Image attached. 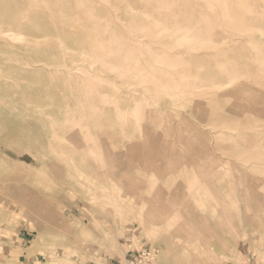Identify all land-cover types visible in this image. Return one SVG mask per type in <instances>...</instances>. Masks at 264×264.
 Wrapping results in <instances>:
<instances>
[{
  "label": "rangeland",
  "instance_id": "374dc122",
  "mask_svg": "<svg viewBox=\"0 0 264 264\" xmlns=\"http://www.w3.org/2000/svg\"><path fill=\"white\" fill-rule=\"evenodd\" d=\"M33 1L0 0V264H49L52 259L57 264H124L134 252L150 248L156 264H264V0L231 8L241 28L221 18L225 10L219 3L227 0H170L169 7L160 8L141 0H83L94 7L93 27L79 0ZM4 13L12 16L6 19L10 14ZM48 13L57 16L53 22ZM170 15L181 23L190 15L219 19L193 23L194 30L210 37L206 46L171 48L167 43L175 42L176 34L171 39L161 34L171 24ZM134 17L139 21L134 23ZM145 19L163 23L155 26L163 38L151 33ZM19 27L27 40H15L4 30L18 32ZM93 28L116 69L77 55L93 42ZM52 55L58 56L52 60ZM163 56L169 62L163 64ZM129 64V75H121L118 70ZM140 70L150 74L142 76ZM210 80L212 87L221 84L213 87L216 91L203 88ZM145 103L151 105L146 110Z\"/></svg>",
  "mask_w": 264,
  "mask_h": 264
},
{
  "label": "bare ground",
  "instance_id": "6f19581e",
  "mask_svg": "<svg viewBox=\"0 0 264 264\" xmlns=\"http://www.w3.org/2000/svg\"><path fill=\"white\" fill-rule=\"evenodd\" d=\"M33 1V0H32ZM36 0H34L33 2H35ZM53 1H55V0H53ZM63 1V0H62ZM77 1V0H76ZM108 1V0H107ZM141 1H145V6H148V7H150V6H152V7H154V6H158L159 8L160 7H164V6H168L169 7V2H170V0H141ZM151 1H157V2H159V1H163V3H158V4H154V3H151ZM217 1H219V0H217ZM44 2H47L46 0H44ZM224 2V1H223ZM56 3H58L57 2V0H56ZM78 6L79 7H81L82 9H84V10H87L86 11V13H87V15H88V23L90 22V23H92V27H93V24H97V18H96V16L92 13V9H90L92 6L90 5V4H88V3H86L85 1H83V0H79L78 2ZM105 3H106V1H105ZM108 3V2H107ZM111 3V2H110ZM122 3V2H121ZM128 3V2H127ZM134 3V2H133ZM184 3V2H183ZM214 3H216V2H214ZM248 3V2H247ZM246 2H245V0H227L226 2H224V3H222V1H220V5L224 8V10L225 11H223V14H221L222 16H221V18L222 19H224L225 20V22L227 21L228 22V24L231 26V27H234V28H241L242 27V25H241V23L239 22V20L237 19V16H235L236 14H233L232 12H233V9H231V8H233V7H237L238 8V6H242V7H247V5L249 4H247ZM36 4H37V2H36ZM49 4H51V1L49 2ZM53 4H54V2H53ZM74 4V3H73ZM12 5H15V4H12ZM11 5V6H12ZM56 5V4H55ZM58 5V4H57ZM56 5V6H57ZM67 5H68V3H67ZM109 5V4H108ZM124 5V4H123ZM200 5V4H199ZM218 5V4H217ZM250 5H252V4H250ZM49 6V5H48ZM59 6V5H58ZM64 6H66L65 4H64ZM76 6V5H75ZM134 6H135V4H134ZM137 6V5H136ZM15 7V6H14ZM40 7V6H39ZM52 7V6H51ZM60 7H63V6H60ZM59 7V8H60ZM67 7V6H66ZM65 7V8H66ZM74 7V6H73ZM110 7H112V6H110ZM252 7V6H251ZM34 8H36V7H33V8H30V9H34ZM44 8H46V7H44ZM64 8V9H65ZM77 8V7H76ZM93 9H94V7H92ZM97 7L95 6V10H99V9H96ZM101 8H103V7H101ZM113 8V7H112ZM127 8V7H126ZM126 8H124L125 10H126ZM220 8V7H219ZM256 8V7H255ZM79 9V8H78ZM131 9H133V8H131ZM136 9H137V7H136ZM181 9V8H180ZM242 8H240V10H241ZM49 9L47 8V11H48ZM56 10H58V9H56ZM101 10V9H100ZM115 10V9H114ZM114 10H112V11H114ZM128 10V9H127ZM126 10V11H127ZM134 10V9H133ZM162 10V9H161ZM176 10V9H175ZM178 10V9H177ZM223 10V9H222ZM232 10V11H231ZM237 10V9H236ZM20 11V10H19ZM50 11V10H49ZM53 11H55V10H53ZM59 11V10H58ZM58 11H56V12H58ZM94 11V10H93ZM125 11V12H126ZM138 13H139V11L138 10H136ZM183 11V10H182ZM199 11V10H198ZM243 11V10H242ZM249 11V10H248ZM11 12H13V11H11ZM23 12V11H22ZM22 12L19 14V15H21L22 14ZM56 12H53L54 14H57ZM63 13V11H61L60 10V13ZM67 11H65L64 13H66ZM69 12H71V9H69V11H68V14H69ZM111 12V11H110ZM109 12V13H110ZM130 12H132L131 10H130ZM136 12V13H137ZM187 12V11H186ZM195 11H193V13H194ZM207 12H209V11H207ZM235 12V11H234ZM238 12V11H237ZM240 12L241 11H239L238 13L240 14ZM18 13V12H17ZM37 13H39V12H37ZM37 13H36V15H37ZM59 13V12H58ZM61 13V15L64 17V15H65V17L68 15V14H62ZM83 13V12H82ZM100 13V12H99ZM127 14H129L130 15V13H129V11L128 12H126ZM135 13V12H134ZM133 13V14H134ZM135 13V14H136ZM153 13V12H152ZM190 13H192V12H190ZM190 13H188V14H190ZM192 13V14H193ZM200 13V12H199ZM202 13V12H201ZM205 13V12H204ZM243 13V12H242ZM1 14L3 15V13L1 12ZM5 14V13H4ZM8 14H10L9 16H8ZM26 14V13H25ZM49 15H50V13H48ZM52 14V13H51ZM54 14H52V15H54ZM70 14H72V13H70ZM98 14V12L96 13V15ZM100 14H103V13H100ZM100 14H98V16H100ZM139 14H141V13H139ZM177 14V13H176ZM203 14V13H202ZM202 14H201V16H202ZM17 15V14H16ZM30 15H35L34 13H31ZM39 15H42L41 13H39ZM58 15V14H57ZM61 15H58V16H60V17H62ZM137 16H138V14H136ZM165 15V14H164ZM182 15H183V13H182ZM186 15V14H185ZM213 16L215 15V14H212ZM244 15V14H243ZM263 15V14H262ZM5 16H8V17H6V19L7 18H9L10 16H12L11 15V13H6L5 15H4V17ZM51 16V15H50ZM71 16V15H70ZM81 16V15H80ZM83 16H85L86 17V15H83ZM103 16H105V15H103ZM130 16H132V15H130ZM137 16H136V18H137ZM151 16V15H150ZM170 16H173V18H171L170 19V22H171V24L170 25H168V24H165V28H163V30H161V34L162 35H164V34H168V35H166L167 37H168V39H171V38H173L174 36H175V34H176V41L174 42V41H172L171 43H167V45H169V46H171V48L172 47H174V45L176 46V45H180V46H182L181 44H192V45H203V47H204V45L206 44L207 45V43H209L210 42V37L209 36H204L201 32H198V31H196V30H194L193 29V23H194V21H195V23H197L198 25L201 23V22H205V20H206V18H204L205 20H203V18L201 17V19H192V17L194 16H187L188 17V19H187V21L185 22V23H181L180 21H179V19L176 17V16H174V15H170ZM200 16V15H199ZM208 16H209V14H208ZM216 17H217V15H215ZM249 16V15H248ZM14 17V16H13ZM19 17V16H18ZM17 17V18H18ZM21 17V16H20ZM19 17V19L21 20L22 18H20ZM22 17H23V15H22ZM42 17V16H41ZM54 17L56 18L57 16L56 15H54ZM62 17V18H63ZM106 17V16H105ZM152 17V16H151ZM150 17V19L149 20H151L152 18ZM180 17V16H179ZM203 17H205L204 15H203ZM210 17H211V15H210ZM216 17H211V18H207V21H206V23H214V22H216L219 18H216ZM244 17H245V15H244ZM252 17H254V16H252ZM260 17V16H259ZM17 18H16V22H19L18 20H17ZM33 18V17H32ZM42 18H44V17H42ZM41 18V19H42ZM48 18V17H47ZM51 18V20L50 21H52V16L50 17ZM55 18H53V21L55 20ZM108 18V17H107ZM135 18V17H134ZM134 19V23L136 22V21H139V19L137 20V19ZM140 18V17H139ZM190 18V19H189ZM245 18H247V16L245 17ZM0 19H1V16H0ZM11 19H15V18H11ZM10 19V20H11ZM39 19H40V16H39ZM44 19H46V18H44ZM58 19V18H57ZM63 19H66V18H63ZM70 19H73V18H70ZM186 19V18H185ZM2 20V19H1ZM0 20V21H1ZM32 20V19H31ZM59 20V19H58ZM69 20V19H68ZM75 20V19H74ZM73 20V21H74ZM100 20V19H99ZM132 20V19H131ZM223 20V21H224ZM8 21V20H7ZM12 21H14V20H11L10 21V23L11 24H13V27H14V25L16 26V22L15 23H12ZM52 21V22H53ZM57 21V20H56ZM63 21V20H62ZM73 21H72V23H73ZM102 21H103V19H102ZM129 21V23H130V20H128ZM169 21V20H168ZM222 21V22H223ZM44 22V21H43ZM59 22H61L60 20H59ZM76 22V21H75ZM145 22H148V21H146V19H145ZM184 22V21H183ZM225 22H223L224 24H227V23H225ZM2 23H3V21H2ZM7 23V22H6ZM5 23V24H6ZM9 23V22H8ZM31 23H32V21H31ZM62 23V22H61ZM68 23V22H67ZM72 23H70V25L72 24ZM88 23H87V26H88ZM120 23V22H119ZM141 23V22H140ZM139 23V25L138 24H134L135 25V27H139L141 24ZM150 23H152V24H150ZM23 23H21V25H22ZM26 24H28V23H26ZM30 24V23H29ZM33 24V23H32ZM37 24V23H36ZM39 24V23H38ZM49 24V23H48ZM55 23H53V25H54ZM99 24V23H98ZM121 24V23H120ZM160 24H163L161 21H159V20H157V19H154V21L153 22H148V25L150 26V31H151V33L154 35V36H156V37H160V38H163V36H161L160 35V30H157V28L155 27V26H157V27H159L160 26ZM20 25V26H21ZM24 25V24H23ZM41 25V24H40ZM45 25V24H44ZM49 25H52L51 24V22H50V24ZM49 25H46V26H48L49 27ZM57 25V24H56ZM124 25V24H123ZM133 25V26H134ZM159 25V26H158ZM195 25V24H194ZM211 25H213V24H211ZM222 25V24H221ZM229 25H227V27L229 26ZM3 26V25H2ZM2 26H0V27H2ZM29 26H32L31 24L29 25ZM46 26H43V29L45 30H47V27ZM58 26V25H57ZM57 26H56V28H57ZM98 26V25H97ZM149 26H147V27H149ZM205 26V25H204ZM216 26V25H215ZM12 27V28H13ZM22 27V26H21ZM21 27H19V28H17V30H18V32H14V31H11L12 30V28L10 29V28H8V29H10V31L8 30V29H4V30H7L8 32L7 33H9V32H13V37L15 38V40L16 39H24V40H27V39H25L26 38V35L23 33V32H20L19 31V29L21 28ZM25 26H23V30L25 29L24 28ZM33 27V26H32ZM45 27V28H44ZM51 27V26H50ZM74 27V26H73ZM92 27H89L88 26V28H92ZM126 27V26H125ZM147 27H145V28H147ZM160 27H163L162 25L160 26ZM159 27V28H160ZM212 27V26H211ZM221 27H223V25L221 26ZM231 27H230V29H231ZM256 27H259V26H256ZM31 28V27H30ZM42 28V27H41ZM51 28H53V27H51ZM54 28H55V26H54ZM112 28V27H111ZM115 28V27H114ZM114 28H113V30H114ZM128 28V27H127ZM195 28V27H194ZM197 28V27H196ZM218 28H220L219 27V25H218ZM34 29H35V27H34ZM75 29V28H74ZM141 29V28H140ZM212 29V28H211ZM211 29H210V32H211V34L214 32H212L211 31ZM214 30H215V28H213ZM226 29V28H225ZM36 30V29H35ZM50 30V29H49ZM53 30V29H52ZM51 30V31H52ZM78 30V29H77ZM109 30V29H108ZM108 30H106V31H108ZM112 30V29H111ZM117 30V29H116ZM115 30V31H116ZM203 30V29H202ZM209 30V29H208ZM228 30V29H227ZM249 30H251V29H249ZM22 31V30H21ZM41 31H42V29H41ZM79 31V30H78ZM110 31V30H109ZM129 31V30H128ZM133 31H135L134 29H133ZM141 30H139V32H140ZM146 31H147V29H146ZM173 32V33H171V32ZM205 31V30H204ZM232 32H233V29L231 30ZM37 32H39V31H37ZM47 32V31H46ZM53 32V31H52ZM59 32H60V30H59ZM62 32H63V30H62ZM81 32V31H80ZM102 32V31H101ZM136 32V31H135ZM148 32V31H147ZM219 32H221L220 30H219ZM228 32H229V30H228ZM232 32H230V34L232 33ZM6 33V32H5ZM44 33H45V31H44ZM43 33V37H46L45 36V34ZM64 33H65V30H64ZM103 33V32H102ZM112 33V32H111ZM216 33V32H215ZM222 33V32H221ZM224 33V32H223ZM234 33V32H233ZM237 33V32H236ZM10 34V33H9ZM48 34V33H47ZM80 34H83L82 36H84V35H86V34H84L83 32L82 33H80ZM98 32L95 30V28H93V30H91V32H90V36L92 37V43L90 42L89 43V45L87 46V44H86V46H85V49H84V46H83V49L80 51V52H78L77 53V55H80V56H84V57H88L87 59H89V58H95V60L96 59H98V60H102L101 62H102V65H103V68H105L104 66L106 65V66H108V65H111L112 63L110 62V60H109V62L107 61V53H106V49L108 48H106V45H103V44H101L99 41H98ZM243 34H245V32L243 33ZM66 35V34H65ZM106 35H107V32H106ZM210 35V34H209ZM213 35V34H212ZM215 35V34H214ZM219 35V34H218ZM217 35V36H218ZM240 35V34H239ZM238 35V36H239ZM6 36V35H5ZM33 36V35H32ZM35 36V35H34ZM37 36V35H36ZM35 36V37H36ZM48 36V35H47ZM54 36V35H53ZM80 36V35H79ZM108 36V35H107ZM217 36H215V37H217ZM229 36V35H228ZM232 36V35H231ZM29 36L27 35V38H28ZM31 37V36H30ZM43 37H39V38H43ZM55 37V36H54ZM54 37H53V40H54ZM56 37H58V36H56ZM127 36H125V38H126ZM135 37V36H134ZM141 37V36H140ZM167 37H164L165 39L167 38ZM219 37V36H218ZM233 37V36H232ZM8 38V37H7ZM13 38V39H14ZM48 38V37H47ZM79 38V37H78ZM83 38H85V36L83 37ZM100 38V37H99ZM128 38V37H127ZM130 38H131V36H130ZM139 38V37H138ZM141 38H143V37H141ZM223 38V37H222ZM10 39V38H9ZM69 39V38H68ZM74 39V38H73ZM90 39V38H89ZM119 39H122V38H119ZM133 39V38H132ZM167 39V40H168ZM225 38H223V40H224ZM229 39V38H228ZM227 39V40H228ZM245 39V38H244ZM256 39H258V38H256ZM31 40L33 41V37L31 38ZM30 40V41H31ZM42 40V39H41ZM45 40V39H44ZM72 40V39H71ZM76 40V39H75ZM82 40V39H81ZM81 40H79V41H81ZM100 40V39H99ZM111 40V39H110ZM113 40V39H112ZM133 40H135V38L133 39ZM160 40V39H159ZM166 40V41H167ZM259 40V39H258ZM1 41V40H0ZM3 41V40H2ZM10 41V40H9ZM35 41V40H34ZM47 41H48V39H47ZM72 41H74V40H72ZM78 40H76V42H77ZM83 41H84V39H83ZM82 41V42H83ZM95 41H97V43H95ZM115 40H113V42H114ZM136 41V40H135ZM8 42V41H7ZM40 42H42V41H40ZM58 42V44H59V41H57ZM62 42V41H61ZM105 41H103V43H104ZM109 42H111V41H109ZM162 42V41H161ZM164 42V41H163ZM168 42V41H167ZM212 42V41H211ZM20 43H21V41H20ZM64 43V42H63ZM63 43H62V46L64 47V46H66L67 47V45H63ZM80 43V42H79ZM133 43V42H132ZM135 43V42H134ZM134 43H133V45H134ZM214 43V42H213ZM213 43H211L212 45H213ZM221 43H223V42H221ZM220 43V44H221ZM252 43H254V41L252 42ZM61 44V43H60ZM60 44H59V47H60ZM115 44V43H114ZM128 44V43H127ZM137 44V43H136ZM143 43H141V45H142ZM259 44V43H258ZM143 45H145V43L143 44ZM205 45V46H206ZM48 46V45H47ZM77 46H79V44L77 45ZM159 46V45H158ZM160 46H163V45H160ZM185 46V45H184ZM214 46V45H213ZM216 46V50L218 51V49H217V46L218 45H215ZM214 46V47H215ZM220 46V45H219ZM16 47V46H15ZM15 47H13V48H15ZM21 47V46H20ZM19 47V48H20ZM51 47V46H50ZM62 47V48H63ZM66 47H64L65 49L64 50H67V51H72L71 49L69 50L68 49V47L66 48ZM128 47V46H127ZM131 47V46H130ZM190 47V46H189ZM192 47V46H191ZM208 47H210L209 46V44H208ZM242 47H244V46H242L241 45V48ZM250 47V46H249ZM41 48V47H40ZM38 49V51L39 50H41V49ZM112 48V47H111ZM111 48L109 47V49L111 50ZM114 48V47H113ZM117 48V47H116ZM123 48H125V47H123ZM148 49L150 48V47H147ZM158 48V47H157ZM160 48V47H159ZM162 48H164V47H161L160 49H162ZM183 48V47H182ZM211 48H212V46H211ZM219 48V47H218ZM257 48V47H256ZM11 49V48H10ZM15 49H17V48H15ZM20 49H22V48H20ZM28 49H30V47H28ZM53 49H55V48H53ZM118 49V48H117ZM116 49V50H117ZM177 49V48H176ZM197 49V48H196ZM213 49V48H212ZM8 50V49H7ZM22 50H24V49H22ZM34 50H37V49H35L34 48ZM45 50H48V49H45ZM144 50V49H143ZM183 50H186V49H183ZM215 50V51H216ZM228 50H229V48H228ZM14 51V50H13ZM44 51V50H43ZM49 51V50H48ZM58 51V50H57ZM74 51V50H73ZM130 51L133 53V50L132 49H130ZM162 51V50H161ZM181 51H182V49H181ZM214 51V52H215ZM222 51V50H221ZM257 51V50H256ZM27 52V51H26ZM41 52V51H40ZM45 52V51H44ZM52 52H54V51H52ZM66 52V51H65ZM75 52V51H74ZM111 52H113V51H111ZM115 52V51H114ZM164 51H162V52H160V53H163ZM169 53H170V51H168ZM172 52V51H171ZM174 52V51H173ZM184 52V51H183ZM189 52H191V51H189ZM223 52V51H222ZM221 52V53H222ZM232 52V51H231ZM261 52V50L259 51V53ZM11 53H13V52H11ZM18 53V52H17ZM23 53V52H22ZM48 53V52H47ZM47 53H44V54H46L47 55ZM58 53V52H57ZM61 53V52H60ZM131 53V54H132ZM137 53V52H136ZM139 53V52H138ZM156 53H157V51H156ZM175 53V52H174ZM177 53V52H176ZM180 53V52H179ZM19 54V53H18ZM41 54H42V52H41ZM53 54H55V53H53ZM59 54V53H58ZM66 54V53H65ZM65 54H64V56H65ZM69 54V53H68ZM135 54V53H134ZM158 54V53H157ZM166 54H168L167 52H166ZM173 53H170L169 55L171 56ZM183 53H181V54H179V55H182ZM205 54H207V53H205ZM227 54H228V52H227ZM226 54V55H227ZM257 54V53H256ZM10 55V54H9ZM32 55V54H31ZM61 55V54H60ZM116 55V54H115ZM159 55V54H158ZM158 55H157V57H158ZM162 55V54H161ZM174 55V54H173ZM178 55V54H177ZM176 55V56H177ZM204 55V54H203ZM211 55H212V53H211ZM211 55H206V56H210L209 57V59L211 58V57H214L213 59H215V55L214 56H211ZM222 55H223V53H222ZM262 55V54H261ZM19 56H22L21 54L19 55ZM23 56H24V54H23ZM22 56V57H23ZM40 56H44L43 54L42 55H40ZM53 56V55H52ZM56 56H58V55H56ZM55 56V57H56ZM62 56V55H61ZM112 56V55H111ZM122 56V55H121ZM133 56V54L131 55V57ZM165 56V55H164ZM163 56V64H164V61H166V62H169V61H167L168 59H164L165 57ZM168 55H166V57H167ZM223 56H225V55H223ZM222 56V57H223ZM8 58H9V56H7ZM32 57H34L33 55H32ZM55 57L53 56L52 57V60H53V58L55 59ZM114 57V56H113ZM117 57V56H116ZM162 57V56H161ZM184 54H183V58L181 57V56H178V59H180V58H182L183 60H184ZM188 57V56H187ZM199 57V56H198ZM201 57H202V55H201ZM226 57V56H225ZM224 57V58H225ZM7 58V59H8ZM25 58V57H24ZM38 58V57H37ZM49 58V57H48ZM74 58H75V55H74ZM118 58V57H117ZM119 58H122V57H119ZM132 58H134V57H132ZM137 58V57H136ZM168 58V57H167ZM172 58L174 59V57L172 56ZM221 58V57H220ZM248 58H249V56H248ZM259 58V57H258ZM57 59H58V57H57ZM65 59V58H64ZM76 59V58H75ZM138 59V58H137ZM136 59V60H137ZM216 59H218V58H216ZM215 59V60H216ZM36 60V59H35ZM38 60V59H37ZM50 60V58L48 59V61ZM67 60V59H66ZM72 60H73V58H72ZM119 60V59H118ZM120 60H122V59H120ZM132 60V59H131ZM135 60V59H134ZM136 60H135V62H136ZM154 60V59H153ZM153 60H152V62H153ZM175 60H177V58L175 59ZM182 60V61H183ZM186 60V59H185ZM188 60H189V57H188ZM197 60V59H196ZM214 60V61H215ZM225 60V59H224ZM253 60H255V59H253ZM38 61H40V60H38ZM38 61H36V62H38ZM60 61V60H59ZM87 61H89V60H87ZM123 61H125V59L124 60H122V62ZM128 61V60H127ZM138 61V60H137ZM160 61V60H159ZM158 61V62H159ZM171 61V60H170ZM174 61V60H173ZM172 61V62H173ZM181 61V59H180V62H182ZM190 61V60H189ZM44 62V61H43ZM50 62H52L51 60H50ZM55 62V61H54ZM61 62V61H60ZM67 63H68V61H66ZM78 62V61H77ZM77 62H74V63H76L77 64ZM112 62H113V59H112ZM119 62V61H118ZM121 62V61H120ZM157 62V63H158ZM162 62H161V64H162ZM172 62H170V66L168 65V63H165V65L167 64L168 65V68L169 67H172L171 66V63ZM175 62V61H174ZM184 62V61H183ZM217 62V61H216ZM16 63V62H15ZM25 63V62H24ZM57 63H59V62H57ZM93 63V62H92ZM94 63H96V62H94ZM109 63H111V64H109ZM127 63V62H126ZM130 63L132 64V62L130 61ZM146 63H148V62H146ZM154 63V62H153ZM189 63H191V62H189ZM220 63H222V62H220ZM20 64H21V62H20ZM31 64V63H30ZM55 64V63H54ZM60 64V63H59ZM71 64V63H70ZM84 63H82V65H83ZM99 64H101L100 62H99ZM180 64H182V63H180ZM187 64V63H186ZM34 65V64H33ZM52 65V64H51ZM79 65V64H78ZM77 65V66H78ZM81 65V64H80ZM79 65V66H80ZM81 65V66H82ZM114 65H115V63H114ZM114 65H111V66H108V67H110V68H114V69H116L117 67H115ZM154 65H158V64H156V63H154ZM166 65V66H167ZM172 65H174L175 66V64H172ZM197 65V64H196ZM218 68L220 67V66H218L217 64H215ZM214 65V66H215ZM220 65V64H219ZM222 65V64H221ZM7 66V65H6ZM32 66V65H31ZM34 66H36V65H34ZM97 66H98V64H97ZM101 66V65H100ZM132 66H133V68H134V65L132 64ZM130 64L128 65V67H126V69H122V70H118L119 71V73L121 74V75H124V74H127V75H129V71H130V68L132 67ZM135 66H137V64H135ZM146 66V65H145ZM195 66V65H194ZM213 66V67H214ZM88 67V66H87ZM96 67V66H95ZM162 67V66H161ZM165 66H163L162 68H164ZM175 67H178V66H175ZM193 67V66H192ZM217 67H215V68H217ZM27 68V67H26ZM35 68V67H34ZM63 68H64V66H63ZM62 68V69H63ZM78 68V67H77ZM122 68V67H121ZM124 68V67H123ZM152 68V67H151ZM179 68V67H178ZM217 68V69H218ZM8 69V68H7ZM13 69H17V67L15 68V67H13ZM79 69V68H78ZM77 69V70H78ZM107 69V68H106ZM172 69H173V67H172ZM177 69V68H176ZM198 69V68H197ZM220 69L223 71V69H224V67H220ZM1 70V69H0ZM14 70V71H15ZM17 70H19V68L17 69ZM24 70V69H23ZM26 70V69H25ZM24 70V71H25ZM61 70V69H60ZM83 70V69H82ZM134 70V69H133ZM133 70H132V72H133ZM219 70V69H218ZM232 70H233V68H232ZM8 71V70H7ZM31 71V70H30ZM68 71H69V69H68ZM72 71V70H71ZM170 71H171V69H170ZM196 71H199V70H196ZM220 71V70H219ZM222 71H220V72H222ZM229 71V70H228ZM4 72H6V71H4ZM26 72H28V70H26ZM59 72V71H58ZM72 72H74V71H72ZM134 72H136V70L134 71ZM189 72V71H188ZM191 72H193V70H191ZM68 73H70V71L68 72ZM137 73V72H136ZM136 73H134V75L136 74ZM149 73V71H145V70H140V75H142V76H147V74ZM153 73V71H151V74ZM197 73H199V72H197ZM67 74V73H66ZM71 74V73H70ZM70 74H68V75H70ZM150 74V73H149ZM186 74H187V69H186ZM218 74V73H217ZM13 75V74H12ZM32 75V74H31ZM33 75L34 76H36L34 73H33ZM72 75H73V73H72ZM77 75V74H76ZM79 75V74H78ZM133 75V76H134ZM183 75V74H182ZM181 75V76H182ZM188 75H191L190 73L189 74H187V76ZM20 76V75H19ZM42 76V75H41ZM132 76V77H133ZM136 76V75H135ZM135 76H134V78H135ZM138 76V75H137ZM136 76V77H137ZM191 76H193V75H191ZM199 76V75H198ZM131 77V76H130ZM185 77V76H184ZM199 77H201V76H199ZM199 77H198V79H197V74H196V76H195V78L199 81L200 79H199ZM1 78H2V76H1ZM35 78V77H34ZM63 78V77H62ZM77 78V77H76ZM80 78V77H79ZM134 78H133V80H134ZM203 78V77H202ZM216 78V77H215ZM230 78V77H229ZM20 78H18V80H19ZM68 79V78H67ZM66 79V80H67ZM72 79V78H71ZM142 79V78H141ZM147 79H149V77L147 78ZM233 79V78H232ZM232 79H230V82H232L233 80ZM27 80V79H26ZM29 80V79H28ZM35 80H38V77H36L35 78ZM35 80H31V81H34L35 82ZM73 80V79H72ZM71 80V81H72ZM132 80V81H133ZM139 80V79H138ZM144 80H145V78H144ZM143 80V81H144ZM184 80H186V79H184ZM205 80H207V79H205ZM211 80H213V78L211 77ZM211 80L209 81L210 83L207 85V84H205V85H203V88H204V86L205 87H207V86H209L210 84H213V83H211ZM30 81V80H29ZM42 81V80H41ZM194 81H195V79H194ZM193 81V82H194ZM18 82V81H17ZM140 82V81H139ZM145 82H146V80H145ZM173 82V81H172ZM187 82V81H186ZM185 82V83H186ZM200 82V81H199ZM215 82V81H214ZM229 82V83H230ZM234 82V81H233ZM19 83H20V81H19ZM28 83V82H27ZM141 83V82H140ZM148 84H146V85H149V82H147ZM201 83V82H200ZM29 84H31V83H29ZM29 84H27V86L29 85ZM41 84H42V82H41ZM68 84H69V82H68ZM77 84H78V82H77ZM127 84H129V83H127ZM131 84V83H130ZM142 84V86L141 87H144V88H146V87H148V86H146L144 83H141ZM144 84V85H143ZM151 84V83H150ZM169 84V83H168ZM171 84V83H170ZM169 84V85H170ZM197 84V83H196ZM196 84H194V85H196ZM216 84V83H215ZM227 84V83H226ZM16 85V84H15ZM76 85V84H75ZM79 85V84H78ZM80 85H81V83H80ZM152 85V84H151ZM200 85V84H199ZM201 85H202V83H201ZM217 85V84H216ZM215 85V86H216ZM220 85L221 84H218L217 86L218 87H220ZM225 85V84H224ZM17 86V85H16ZM30 86V85H29ZM34 86V85H33ZM43 86L45 87V84H43ZM146 86V87H145ZM150 86V85H149ZM153 86V85H152ZM188 86V85H187ZM190 86V85H189ZM198 86V85H197ZM211 87H212V85H210ZM215 86H213V87H215ZM223 86V85H222ZM18 88H19V86H17ZM31 87V86H30ZM71 87V86H70ZM69 87V88H70ZM125 87V86H124ZM130 87H131V85H130ZM165 87V86H164ZM195 87V86H194ZM198 87H200V86H198ZM197 87V89H200V88H198ZM213 87H212V89L210 88V91L211 90H214V91H216V89L214 88L213 89ZM223 87H225V86H223ZM39 88V87H38ZM126 88V87H125ZM144 88H143V90H144ZM167 88V87H166ZM196 88V87H195ZM201 88H202V86H201ZM202 88V90H204ZM20 89V88H19ZM119 89V88H118ZM207 89H208V91H209V87H207ZM0 90H1V88H0ZM29 90H31V89H28V91ZM33 90V89H32ZM134 90V89H133ZM186 90V89H185ZM206 90V89H205ZM39 91H40V88H39ZM49 91V90H48ZM72 91V90H71ZM146 91V90H145ZM189 91V90H188ZM197 91V90H196ZM209 91V92H210ZM220 91V90H219ZM222 91V90H221ZM38 92V91H37ZM120 92V91H119ZM136 92V91H135ZM176 92V91H175ZM199 92V91H198ZM198 92H195V93H198ZM202 92V91H201ZM204 92H206V91H204ZM63 93V92H62ZM72 93V92H71ZM169 93H171V92H169ZM168 93V94H169ZM180 93H181V91H180ZM184 93H186V92H184ZM191 93V92H190ZM207 93V92H206ZM9 94V93H8ZM23 94V93H22ZM28 94H30V93H28ZM167 94V95H168ZM172 94V93H171ZM182 94V93H181ZM189 94V93H188ZM192 94V93H191ZM202 94V93H201ZM205 94V93H204ZM203 94V96H205ZM24 95V94H23ZM155 95V94H154ZM170 95V94H169ZM193 95V94H192ZM177 96V95H176ZM30 97V96H29ZM29 97H28V99H29ZM143 97V96H142ZM154 97H156V96H154ZM166 97H168V96H166ZM180 97H182V96H180ZM186 97V96H185ZM201 97V96H200ZM12 98V97H11ZM31 98V97H30ZM144 98V97H143ZM157 98V97H156ZM172 98H174V97H172ZM176 98V97H175ZM178 98V97H177ZM184 98V97H183ZM32 99V98H31ZM85 99V98H84ZM24 100H26V98H24ZM39 100V99H38ZM37 100V101H38ZM144 100V99H143ZM143 100H140V101H142L143 102ZM145 100H146V98H145ZM144 100V101H145ZM156 100V99H155ZM173 101H174V99H172ZM30 102L32 101V100H29ZM40 101H42V102H44L43 101V99L42 100H40ZM121 101V100H120ZM135 101V100H134ZM176 101V100H175ZM180 101V100H179ZM39 102V101H38ZM147 102V101H146ZM5 103V102H4ZM9 103V102H8ZM32 103V102H31ZM41 103V102H40ZM39 103V104H40ZM121 103V102H120ZM148 103V102H147ZM166 103H168V102H166ZM174 103V102H173ZM7 104V103H6ZM42 104V103H41ZM146 104V103H145ZM176 104V103H175ZM8 105V104H7ZM119 105V104H118ZM143 105V104H142ZM147 105V106H146ZM145 106V109L144 110H146V108L148 107V105L149 104H146ZM156 105H158V104H156ZM138 106V105H137ZM149 106H151V105H149ZM171 106H172V104H171ZM119 107V106H118ZM170 107V106H169ZM174 107V106H173ZM41 108V107H40ZM140 108V107H139ZM158 108V107H157ZM172 108V107H171ZM178 108V107H177ZM126 110V109H125ZM130 110V109H129ZM140 110V109H139ZM42 111V110H41ZM155 111V110H154ZM61 112V111H60ZM143 112V111H142ZM129 113V112H128ZM133 113H134V111H133ZM138 113H140V112H138ZM160 113V112H159ZM135 114V113H134ZM142 114V113H141ZM141 114H140V116H141ZM151 114V113H150ZM152 114H153V112H152ZM226 114V113H225ZM24 115V114H23ZM133 117H135L136 118V116H134V115H132ZM140 116H138L137 115V117H140ZM153 116V115H152ZM52 117V116H51ZM228 117V116H227ZM32 118V117H31ZM226 119V118H225ZM264 119V118H263ZM86 120V119H85ZM138 120V119H137ZM141 119H139L138 121H140ZM256 120V119H255ZM68 121V120H67ZM88 121V120H87ZM212 121V120H211ZM50 122H52V121H50ZM137 122V121H136ZM137 123H139V122H137ZM140 124V123H139ZM138 124V125H139ZM137 125V124H136ZM135 126V125H134ZM142 126V125H141ZM136 127V126H135ZM138 127V126H137ZM6 128V127H5ZM136 130V129H135ZM134 130V131H135ZM139 132H140V130H139ZM213 133V132H212ZM222 133V132H221ZM92 137V136H91ZM188 144V143H187ZM189 148V147H188ZM219 151V150H218ZM260 152V151H259ZM256 153V152H255ZM257 156V155H256ZM258 157V156H257ZM261 157V156H260ZM259 158V157H258ZM17 161V160H16ZM257 161V160H256ZM239 163V162H238ZM21 166V165H20ZM10 167V166H9ZM57 169V168H56ZM47 172V171H46ZM58 172H59V170H58ZM85 172V171H84ZM75 173V172H74ZM73 173V174H74ZM191 173V172H190ZM87 174V173H86ZM231 174V173H230ZM232 175V174H231ZM77 176V175H76ZM75 176V177H76ZM100 176V175H99ZM190 176V175H189ZM263 176V175H262ZM228 177V176H227ZM264 177V176H263ZM100 178V177H99ZM196 179V178H195ZM54 181V180H53ZM90 181V180H89ZM203 181V180H202ZM188 182V181H187ZM85 183V182H84ZM230 183V182H229ZM79 185H81V184H79ZM186 185H188V184H186ZM94 186V185H93ZM81 187H85V185L84 186H81ZM258 187H259V185H258ZM87 188H88V186H87ZM191 188V187H190ZM94 189H96V188H94ZM189 190H191V189H189ZM190 192V191H189ZM192 192V191H191ZM33 193V192H32ZM96 193V192H95ZM147 194V193H146ZM192 195V194H191ZM100 198V197H99ZM100 200V199H99ZM102 200V199H101ZM204 204V203H203ZM38 230V229H37ZM38 232V231H37ZM55 244V243H54ZM24 251H25V249H24ZM35 252V251H34ZM28 253V252H27ZM48 256V255H47ZM53 258V257H52ZM51 258V259H52ZM48 259H49V257H48ZM55 259V258H54ZM50 260V259H49ZM49 262V264H54V263H56V262H54L53 261V259L52 260H50V261H48ZM47 263V262H46ZM45 264V263H44ZM48 264V263H47ZM57 264V263H56Z\"/></svg>",
  "mask_w": 264,
  "mask_h": 264
},
{
  "label": "built area",
  "instance_id": "2783aa9c",
  "mask_svg": "<svg viewBox=\"0 0 264 264\" xmlns=\"http://www.w3.org/2000/svg\"><path fill=\"white\" fill-rule=\"evenodd\" d=\"M153 250H142L134 252L124 264H156Z\"/></svg>",
  "mask_w": 264,
  "mask_h": 264
}]
</instances>
